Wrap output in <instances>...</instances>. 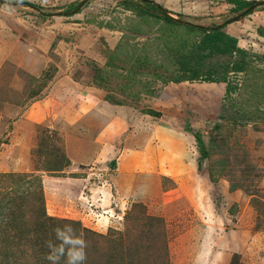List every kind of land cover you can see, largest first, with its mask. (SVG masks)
<instances>
[{"label":"rangeland","instance_id":"374dc122","mask_svg":"<svg viewBox=\"0 0 264 264\" xmlns=\"http://www.w3.org/2000/svg\"><path fill=\"white\" fill-rule=\"evenodd\" d=\"M125 1L139 0H0V70L9 67L8 76L0 78V95L2 90L8 95L9 74L18 72L16 59L29 61L30 54L45 68L30 82L21 77L20 89L25 83L28 93L19 95L20 100H39L47 116L66 113L65 123L55 118L48 127L34 124L29 153L25 160L20 157L22 165H3L8 151L0 145V196L14 189L2 171L26 173L40 181L34 203L44 215L70 221L49 225L65 229L68 243H49V253L38 263L30 252L28 257L12 250L10 257L0 252V264H54L48 256L59 258L60 250L62 264H76L81 239L86 244L83 264H264V40L254 31L264 17V5L235 17L263 0H244L248 4L238 10L227 0H148L191 24L221 23L219 28L232 33L247 61L243 71L235 72L228 56L207 55L198 69L201 76L166 83L157 72H180L184 77L189 73L173 67L176 54L165 50L163 40L172 39L173 49L182 52L200 33L181 26L164 27L162 32L160 21L137 14ZM135 58L143 61L139 72L132 71ZM98 69L103 77L97 80L108 89L94 85ZM221 74L226 81L207 79ZM95 89L143 114L139 122L119 124L128 135L138 130L131 146L144 149L149 161L145 166L123 171L116 151L110 160L95 157L66 171V163L55 167L66 157L67 136L89 137L80 129L93 125L86 113L96 106ZM157 129L160 135L154 133ZM194 132L208 150L205 159L199 158ZM3 137L0 143L9 142ZM76 174L89 176L79 190L68 178ZM230 184L241 188L230 189ZM95 186L106 190H94L91 197L89 189ZM121 232L125 236L117 244L114 239ZM4 247L0 243V251L8 254ZM68 247L71 252L65 254Z\"/></svg>","mask_w":264,"mask_h":264},{"label":"trees","instance_id":"16d2710c","mask_svg":"<svg viewBox=\"0 0 264 264\" xmlns=\"http://www.w3.org/2000/svg\"><path fill=\"white\" fill-rule=\"evenodd\" d=\"M138 1V0H137ZM229 3H233L235 5V10L241 9L246 6L248 3L244 0H227ZM126 5L129 8H132L137 14L147 15L153 17L155 20L160 21V28L162 32L168 30L171 27L181 26L190 31H198L200 33L199 37H197V41H194L190 44L188 48H183L182 52H178V49H173V41L170 38L163 40L164 48L167 51L175 52L176 55L173 53V67L177 68L182 73H189L188 77H184V75L177 74L176 76H172L170 74H165L162 72H157L156 76L162 79L163 83L166 82H179L183 79H192L201 76L202 74L199 73L198 69L199 66L202 64V59L207 55L218 54V55H226L228 56L227 63H230V70L231 71H243L247 65V61H244L243 55L244 51L236 45V38L226 34L219 28V25H214L212 27H206L202 25H196L191 23H183L175 20L174 18L167 16L164 12H162L159 6H156L151 1L148 0H139L137 3L132 1H125ZM142 4V6H141ZM148 6V8H145ZM75 7V6H74ZM77 8V7H76ZM75 8V9H76ZM153 10L155 13H153ZM248 14V13H245ZM236 20V19H235ZM164 34V33H162ZM257 34L264 37V29L260 28L257 29ZM187 50V51H184ZM114 52L107 53V60H110L113 57ZM236 56H238L236 58ZM166 58V56H163ZM232 58V59H231ZM145 60V58H143ZM107 61V65L109 62ZM136 64L133 66L132 71H140L142 68L143 61L139 58H135ZM134 63V62H132ZM166 68V67H165ZM130 69V68H129ZM167 69V68H166ZM131 70V69H130ZM100 69H98L94 75L93 81L94 85L98 88L108 89L105 82H101L99 80L102 79V75ZM204 75L212 76V73H203ZM184 77V78H182ZM99 79V80H97ZM209 81H226L225 74H221L216 77H208ZM229 88V87H228ZM105 99L115 103V104H123L122 102L116 100L111 95L105 96ZM127 104V103H125ZM151 111H147L150 113ZM230 118L233 117L232 115L229 116ZM192 136L196 142L199 152V158L205 159L208 157V150L205 148L204 143L201 139L199 133L194 132ZM64 158V162L61 164L56 165L55 167L58 168L59 165H64L68 163L66 157ZM225 161H220V170H223ZM55 170V169H54ZM58 170V169H56ZM208 170L209 179L214 181L213 174L210 169ZM219 172V171H218ZM229 172V171H228ZM222 173V172H221ZM6 177L9 178L10 184L13 185V190L9 192H5L3 195L0 196V243L6 245L5 250L9 253L7 254L3 249L0 252H4L3 256H11L13 254L20 253L28 255L29 252L31 253V257L37 263L39 259L45 258L46 254L49 253V243L55 247L57 243L61 240L64 241L65 244L68 243L69 237H65L63 233L65 229L59 228V226L55 228H50L49 225H56L61 222H68L67 219H57L51 216H45L44 212L39 205H35L34 199H36V187L39 185V179L37 177H32V180L29 179V175L26 173H15V172H5ZM34 182L36 185L34 186ZM40 186V185H39ZM230 189H238L241 188L238 184H230ZM37 200V199H36ZM40 199L38 198V201ZM38 206V207H37ZM29 209V211H28ZM29 213V215H28ZM59 221V222H58ZM58 222V223H57ZM74 224V222H72ZM78 226V225H77ZM49 227V228H47ZM47 228V231L50 230L47 237L45 238V234L43 233L44 229ZM60 229L59 232L56 230ZM11 230V231H10ZM76 231H79V226L75 228ZM85 230V229H82ZM125 235L118 233L117 237L114 241H119L117 244L122 243V238ZM63 242V243H64ZM14 250V252L12 251ZM65 251V254L71 252V248L68 247ZM13 252V254L11 253ZM64 251H59V258L56 259V264H62L63 260L60 256L63 254ZM64 255V254H63ZM62 255V256H63ZM8 257V258H9ZM68 258V256H66ZM70 259V257H69ZM6 260V259H5ZM72 261L66 262L67 264H72ZM88 263V262H87Z\"/></svg>","mask_w":264,"mask_h":264},{"label":"crops","instance_id":"0c3cea01","mask_svg":"<svg viewBox=\"0 0 264 264\" xmlns=\"http://www.w3.org/2000/svg\"><path fill=\"white\" fill-rule=\"evenodd\" d=\"M230 5L235 8V5L233 3H229ZM176 10V9H175ZM233 11V10H232ZM260 11H254V14L260 13ZM221 16V15H220ZM225 16V15H224ZM261 16V15H260ZM257 17H259L257 15ZM220 22V21H213ZM221 23H219L220 25ZM237 24H240V21L237 22ZM259 25H256L255 28V36L261 40H264V37L257 34V29L263 28L264 29V17H262V20L259 21ZM202 26H205L202 24ZM206 27H212V26H206ZM222 29V27H221ZM239 30V29H238ZM225 32V31H224ZM228 34L232 35V33L227 32ZM31 57V55L29 54ZM28 58H19L16 59V66L17 69H15L18 72H12L9 74L8 81H7V89H8V95L7 92L3 91L4 94L0 95V136H4L6 140H9V142H1L0 145H4L6 148L4 149V152H7V155H5L3 159V165L6 164L9 167H12L13 165H22L23 160L20 159L22 157L24 160L26 159L27 154L29 153V141L33 140L34 133L32 128L34 127V124H42L43 126H51V124L54 122L53 120L56 118V120H61L63 118V122H66V113L65 111H60L61 113L57 112L56 114H52V116H47L49 114L48 110L44 108V106H39L38 102L39 100H35L29 104V97L26 102L20 100V96L23 92L28 93L27 90H25L26 86L24 83L23 91L20 89L23 86V83L21 82L23 76L29 77L30 79H34L38 77L44 70L45 64L42 65V61H38L37 59H32V57ZM11 57L9 56V59ZM14 58H11L9 61H13ZM7 68V67H6ZM7 70H0L2 72V77L7 75ZM3 71L5 73H3ZM22 75V76H21ZM8 76V75H7ZM27 80V79H26ZM2 80L0 79V83ZM96 88H98L96 86ZM99 89V88H98ZM95 89L93 98V104H96V106H90L89 110L87 111L86 115L89 117V119L93 122L92 126H86L82 127L80 130H84V132H87V137H83L82 134L79 137H72L71 135L67 136L68 138L64 142V153L68 160V163L65 167L74 168L77 167L80 164H87V161L91 160L94 161L98 157H110V155L114 154L116 155V151H119L121 153L117 159H119V165L120 168L123 171L132 170V167H138V166H145V162H149L147 159H145L146 152H143L142 149H135L133 146H131V142H133V139L136 138L132 135H138V130L133 129L132 134H126L124 133V130L120 126V122L122 120L129 121H137L139 122V118H141V115H143L140 111L134 110L129 104H115L108 100H105L104 95H99L96 92H100V90ZM102 89V88H101ZM94 90V88H92ZM98 90V91H97ZM13 96L11 99H7L5 97L7 96ZM38 103V104H37ZM47 107V106H46ZM120 112H119V111ZM122 110V111H121ZM133 110V111H132ZM119 112V114L115 115V112ZM117 112V113H118ZM61 114V115H60ZM149 115V114H147ZM145 114V116H147ZM116 116V117H114ZM73 117V116H72ZM114 117V118H113ZM149 117V116H148ZM153 117V116H150ZM145 121V120H143ZM38 122V123H37ZM51 122V124H50ZM137 126V123L135 124ZM81 131V133H82ZM31 132V133H30ZM3 133H5L3 135ZM154 133L161 134V130L157 129V131H154ZM86 135V134H84ZM150 150V148H149ZM97 157V158H95ZM122 157V158H121ZM107 159V160H110ZM5 159V160H4ZM1 160V159H0ZM136 160V161H135ZM1 162V161H0ZM138 164H136V163ZM2 165V164H0ZM76 165V166H75ZM110 166H112V161L109 163ZM107 166V165H106ZM2 172H15V171H2ZM62 172V171H61ZM71 174V171H70ZM52 178V177H50ZM57 180H62L63 176L60 177H54ZM70 180H73V182L78 186H85L86 181H89V176H80V175H72L68 176ZM53 179V178H52ZM81 188V187H80ZM101 189H105L103 187L95 186L93 188H90V192H92L93 197L95 195V192ZM94 190H96L94 192ZM102 191V190H101ZM79 193V192H78ZM77 193V194H78ZM83 192L81 191L78 195L79 197H82ZM91 194V193H90ZM215 264V263H214Z\"/></svg>","mask_w":264,"mask_h":264},{"label":"clouds","instance_id":"9594fccd","mask_svg":"<svg viewBox=\"0 0 264 264\" xmlns=\"http://www.w3.org/2000/svg\"><path fill=\"white\" fill-rule=\"evenodd\" d=\"M57 232L60 231V229H57L56 230ZM86 247V244L85 242L83 241V239L80 240L79 242V253H78V256L76 257V264H83L84 260L86 259V254L84 252V248ZM48 259L53 261L54 264H55V261H56V257L53 256V255H49L48 256Z\"/></svg>","mask_w":264,"mask_h":264},{"label":"water","instance_id":"95a60500","mask_svg":"<svg viewBox=\"0 0 264 264\" xmlns=\"http://www.w3.org/2000/svg\"><path fill=\"white\" fill-rule=\"evenodd\" d=\"M80 5H81V2L79 3V6H80ZM259 5H264V0H263V1H258V2H256V3L250 5L249 7H247L246 9H244L241 13L236 14L235 17H239V16H241L242 14L248 13L249 11H251V9H252L253 7H255V6H259ZM79 6H78V7H79ZM159 8H160V10H161L162 12H164L167 16H170V17L174 18L175 20H177V21H179V22L190 23V22H188V21H185V20H182V19H179V18H175V17H173V16L167 14V13L164 11V9H162L161 7H159Z\"/></svg>","mask_w":264,"mask_h":264}]
</instances>
